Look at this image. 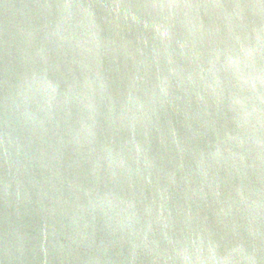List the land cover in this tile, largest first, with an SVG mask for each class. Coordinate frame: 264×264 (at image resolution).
<instances>
[{
  "label": "water",
  "instance_id": "95a60500",
  "mask_svg": "<svg viewBox=\"0 0 264 264\" xmlns=\"http://www.w3.org/2000/svg\"><path fill=\"white\" fill-rule=\"evenodd\" d=\"M0 264H264V0H0Z\"/></svg>",
  "mask_w": 264,
  "mask_h": 264
}]
</instances>
